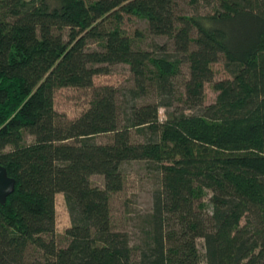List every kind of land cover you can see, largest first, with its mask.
<instances>
[{
	"label": "trees",
	"instance_id": "16d2710c",
	"mask_svg": "<svg viewBox=\"0 0 264 264\" xmlns=\"http://www.w3.org/2000/svg\"><path fill=\"white\" fill-rule=\"evenodd\" d=\"M190 4L192 14L177 0H0V164L16 180L0 204V264H264V0ZM132 17L170 49L140 48L124 28ZM220 61L229 78L215 82ZM118 64L132 88L95 85ZM66 88L92 90L75 119L55 108ZM151 95L159 102L141 103ZM136 161L157 186L132 244L111 202Z\"/></svg>",
	"mask_w": 264,
	"mask_h": 264
},
{
	"label": "rangeland",
	"instance_id": "374dc122",
	"mask_svg": "<svg viewBox=\"0 0 264 264\" xmlns=\"http://www.w3.org/2000/svg\"><path fill=\"white\" fill-rule=\"evenodd\" d=\"M180 13L192 14L195 7L190 4V0H177ZM207 12L206 8H202ZM124 28L131 34L139 33L141 39L139 47L144 50L154 51L158 45H166L170 49V41L165 37H157L150 33L147 21L139 18H127ZM96 46H93L95 48ZM215 79L219 81L229 78L225 69V64L220 61L214 65ZM186 74L188 73L185 69ZM96 86H114L120 92L134 86V78L129 65L118 64L110 67V72L105 75L95 77ZM206 105L215 102L217 94L213 90V84L206 85ZM92 99V90L66 88L56 93L55 108L66 115L69 119H75L85 112ZM120 95V102H121ZM158 103L159 100L155 95L141 101V103ZM167 109H160V118L163 120L167 117ZM100 141L103 139L99 138ZM28 143L33 142L32 137L27 138ZM126 183L125 188L120 193L112 197L111 216L113 228L116 231L127 232L134 244L139 237L137 229V218L139 215L151 211L153 205V191L157 186V173L146 162H132L125 165ZM92 184L99 188L105 187V178L101 175H94L91 178ZM57 210V232L63 234L71 226L70 216L67 210L64 195L62 193L56 196ZM199 249L203 251V244L200 240Z\"/></svg>",
	"mask_w": 264,
	"mask_h": 264
},
{
	"label": "water",
	"instance_id": "95a60500",
	"mask_svg": "<svg viewBox=\"0 0 264 264\" xmlns=\"http://www.w3.org/2000/svg\"><path fill=\"white\" fill-rule=\"evenodd\" d=\"M16 189V180L8 175L4 166L0 164V204L5 205L9 196Z\"/></svg>",
	"mask_w": 264,
	"mask_h": 264
}]
</instances>
